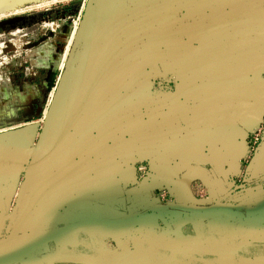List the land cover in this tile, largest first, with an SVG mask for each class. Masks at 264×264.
<instances>
[{"label": "crops", "instance_id": "0c3cea01", "mask_svg": "<svg viewBox=\"0 0 264 264\" xmlns=\"http://www.w3.org/2000/svg\"><path fill=\"white\" fill-rule=\"evenodd\" d=\"M100 14L105 22L94 23L84 40L87 45L83 46L69 97L61 105L47 141L39 142L42 133L49 131L50 121L46 120L45 126L29 121L32 113L39 116L43 109L38 87L29 86L16 94L6 90L0 98V130L5 131L0 133V260L20 252L23 245L27 249L29 241L36 246L62 239L70 231L74 234L69 241L78 243L83 229L101 228L116 238L132 231L158 238L171 231L174 238L179 236L186 243L191 225L202 237V228L220 221L227 209L234 219L241 216L240 209L249 204L235 203L231 187L237 174L249 171L258 177L256 180L264 179L260 155L253 167L243 164L252 126L243 125L236 113L240 106L242 110L251 106L247 107L245 100L237 107L236 91L230 90V102L221 113L220 101L210 97L217 93L218 80L231 73L217 65V56L210 49L203 56L198 54L188 34H183V23L177 29L181 38L166 39L164 51H152L157 54L145 59L138 54L126 55L117 40H122L121 35L132 37L129 26L125 31L123 17L108 20L104 7ZM164 15L174 20L171 17L164 25L152 15L148 24L135 20L139 30L149 32L153 24V30L165 26L174 31L178 17L172 12ZM84 36L82 28L77 43H82ZM46 47L47 54L55 49L50 44ZM44 50L39 49L38 57L48 59ZM49 75L55 78V68ZM206 79L210 83L205 86ZM15 122L20 126L13 130ZM20 137L24 138L22 143ZM32 139L33 147L40 148L14 212L19 215V225L6 230L4 216L10 192ZM140 163H147L150 172L139 180ZM195 180L208 188L207 201L194 195ZM263 187L259 185L261 198L255 202H262ZM160 189L175 197L176 204L162 201L157 195ZM223 198L227 202H221ZM258 224L254 231L246 227L244 241L238 242L234 253L245 258L252 253L253 243L264 242L263 220ZM254 261L263 263L260 258ZM252 263L243 260V264Z\"/></svg>", "mask_w": 264, "mask_h": 264}, {"label": "rangeland", "instance_id": "374dc122", "mask_svg": "<svg viewBox=\"0 0 264 264\" xmlns=\"http://www.w3.org/2000/svg\"><path fill=\"white\" fill-rule=\"evenodd\" d=\"M49 1L43 4L33 2L18 11L0 14V98L4 97L6 90L12 89L16 94V92H25L29 86H36L40 91L38 101L43 108L48 106V110L51 111L53 105L61 107L65 104L69 97L64 90L66 73L76 56L79 57L78 62L80 61L93 24L105 22L100 14L103 7L108 20L123 17L125 31L128 29L129 35L132 36L121 35L122 40L120 38L117 40L122 45L123 53L138 54L142 59L157 54L152 51L161 52L167 49L165 40L169 37L174 40L176 36L179 38L181 33L177 29L181 26L180 23H183L182 27L185 28L183 34H188L196 52L203 56L205 50L210 49L217 56V65L228 72L231 71L226 75L229 76L228 78L217 79L219 87L215 88L217 93L210 96L220 101L221 113L227 109L230 102L228 95L230 90L236 91L237 107L245 100L246 106H251L250 109L244 106V110L240 106V111L236 113L243 125L252 126V131L257 132L259 136L258 143L247 152L243 164L245 167L249 164L253 167L256 156L260 155L264 165V147H262L264 146V0H137L136 3L133 2L134 0ZM145 11L151 12L148 15ZM166 12L170 15L172 12V15L178 17V23L173 27L174 31L165 26L162 28L158 26V29L153 30V24L149 32L144 31L143 28L139 30L138 21L135 19H139L141 24H148L152 15L154 21L164 25L172 21L171 17L174 20L173 16H165ZM205 26L209 28L205 29ZM82 28L85 39H82V43L80 41L77 43ZM151 39L152 41H149ZM154 40H157L158 45H154ZM208 43L212 45L207 46ZM47 44L55 48L51 49V51L55 50L53 54L51 51L47 54V50H44L47 49ZM39 46H41L39 49H43L47 54L48 59L38 57L41 56L37 54ZM216 60L213 59L214 62H217ZM147 66L149 67V63ZM54 68L53 79L49 74ZM75 77L76 75L72 83ZM169 78L174 80L170 73ZM204 81L205 86L209 85V79ZM232 83H235V87L229 85ZM40 118L42 119V112L39 116L32 113L29 121H34L36 124L39 121L44 124L46 121ZM18 126L20 122L13 123V130ZM4 132L0 130V133ZM34 145L33 142L32 146ZM25 162V168L10 192L11 196L4 216L6 230L10 227L15 229L19 225V215L16 216L14 212L18 207L28 171L34 166L33 156H29ZM142 164L147 168L145 171H139V165L137 166L139 180L150 172L149 165ZM257 178L249 171L235 176L232 191L230 190L235 193V203L249 204L240 209L241 216L237 220L233 218V213H227V209L222 213L220 221L211 222L209 226L208 223L202 228L204 232L202 237L197 235L191 225V235H186L189 242L184 243L178 235L174 238L171 231L162 233L158 238L150 237L142 231H132L116 238L113 234H111L113 237L109 236L108 232L101 228L83 229L79 231L78 243L69 241V236L74 234V231L67 232L62 239H50L48 242L36 245L37 247L31 245L29 241L27 249H25L26 245H23L20 252L7 255L0 260V264H243L244 259L251 260L254 262L252 264H264V242L260 245L253 243L252 253L246 254L245 258L240 252L234 253L233 249L239 241H244L247 226L254 231L255 227L259 226L260 219L264 222V197L262 202H258L262 193L259 185L264 186V179L256 180ZM205 187L201 181L192 182L194 195L207 201L208 188ZM17 188H20V193L18 191L19 196L14 198ZM160 192L158 190V196ZM160 198L166 202L175 199L172 196ZM256 200L258 201L255 202ZM221 202H227V198H223ZM245 220H248L247 223ZM199 230L201 231V228ZM234 238L238 240L235 241ZM154 240L162 244H155ZM26 250L27 252H24ZM257 258L263 260V263L254 261Z\"/></svg>", "mask_w": 264, "mask_h": 264}, {"label": "water", "instance_id": "95a60500", "mask_svg": "<svg viewBox=\"0 0 264 264\" xmlns=\"http://www.w3.org/2000/svg\"><path fill=\"white\" fill-rule=\"evenodd\" d=\"M37 0H0V13L2 12H9V11H12L16 8H20V7H23V6H27L29 4H32L33 2H35ZM79 60V57L76 56L67 73H66V76H65V80H64V90L67 91V93L70 91V87L72 85V80L74 78V76L76 75V69H77V62ZM59 113H60V107L59 106H55L54 105L52 106V110L49 111V117L47 119V122H49V131L45 132V133H42L43 135H41L40 137V143H44L45 141H47V138H48V135L50 134L51 130L54 128V125L55 123L58 121L59 119ZM46 122V124H47ZM32 130V129H31ZM30 133L32 131H29ZM23 136L26 135V132H23L22 134ZM21 140H19V142L22 143V140L24 139L23 137H20ZM33 139L31 140V142L29 143V146L26 150V155L23 156L21 162H20V167H19V172H18V176L17 178L19 177L20 173L23 171V169L25 168V164H26V160H28L29 156H33V163H35V160L39 154V148H40V145L33 147L32 146V143H33ZM31 171V168L30 170L28 171V174L30 173ZM27 174V176H28Z\"/></svg>", "mask_w": 264, "mask_h": 264}, {"label": "built area", "instance_id": "2783aa9c", "mask_svg": "<svg viewBox=\"0 0 264 264\" xmlns=\"http://www.w3.org/2000/svg\"><path fill=\"white\" fill-rule=\"evenodd\" d=\"M52 23H54V22H52ZM48 105V104H47ZM49 111L50 110H48V106L47 107H44L43 108V110H42V119L40 118V120H43V121H46L47 120V117H48V115H49ZM258 140H259V136H258V133L257 132H255V131H252V132H250V134L248 135V137H247V141H248V145H249V150H250V148L251 147H253V146H255L257 143H258ZM147 168V166L145 165V164H140L139 166H138V169H139V171H141V170H143V171H145V169ZM198 185H200V184H198ZM18 189V188H17ZM197 189V188H196ZM18 191H19V193H20V188L15 192V194H14V198H17L19 195H18ZM161 192L159 193V195H160V197H162V198H166L167 196L168 197H171L170 195H169V192H167L166 190H160ZM170 202H172V204L174 205L176 202H175V199H170Z\"/></svg>", "mask_w": 264, "mask_h": 264}, {"label": "bare ground", "instance_id": "6f19581e", "mask_svg": "<svg viewBox=\"0 0 264 264\" xmlns=\"http://www.w3.org/2000/svg\"><path fill=\"white\" fill-rule=\"evenodd\" d=\"M47 1H49V0H37V1H35V2H38V3H41V4H43V3H45V2H47ZM50 2V1H49ZM48 3V2H47ZM22 8H24V6L23 7H20V8H16V9H14V10H12V11H18V10H20V9H22ZM27 8V7H26ZM9 12H11V11H9ZM5 13H7V12H1L0 14H5ZM1 16V15H0ZM255 87V86H254Z\"/></svg>", "mask_w": 264, "mask_h": 264}]
</instances>
